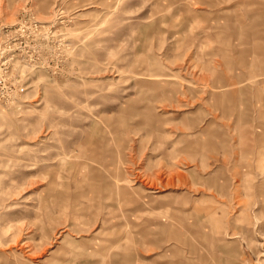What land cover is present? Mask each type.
<instances>
[{
    "label": "rangeland",
    "instance_id": "1",
    "mask_svg": "<svg viewBox=\"0 0 264 264\" xmlns=\"http://www.w3.org/2000/svg\"><path fill=\"white\" fill-rule=\"evenodd\" d=\"M263 200L264 0H0V264H264Z\"/></svg>",
    "mask_w": 264,
    "mask_h": 264
},
{
    "label": "bare ground",
    "instance_id": "2",
    "mask_svg": "<svg viewBox=\"0 0 264 264\" xmlns=\"http://www.w3.org/2000/svg\"><path fill=\"white\" fill-rule=\"evenodd\" d=\"M220 103H222V106H223V97L221 98ZM223 112H224V110H223ZM225 142H226L225 139L222 138L221 139V146L224 147ZM261 211L264 212V200H263V207L261 208Z\"/></svg>",
    "mask_w": 264,
    "mask_h": 264
}]
</instances>
